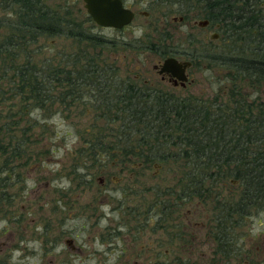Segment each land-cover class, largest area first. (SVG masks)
<instances>
[{
    "label": "rangeland",
    "instance_id": "374dc122",
    "mask_svg": "<svg viewBox=\"0 0 264 264\" xmlns=\"http://www.w3.org/2000/svg\"><path fill=\"white\" fill-rule=\"evenodd\" d=\"M38 2L43 7L59 10L61 15L66 14V19L80 23L89 33L116 43V48L110 51L103 49V54L109 57L108 61H113L115 57L116 61L133 62L136 73L140 67L150 68L161 54L177 51L179 54L192 55L196 58L191 69L193 84L183 94L202 101L212 100L220 94L226 95L231 87L224 66H220L215 58H225L232 53L250 54L249 46L246 49L237 48L236 45L240 46L241 42L238 41L236 45L232 42L231 45L222 33L217 40L209 41V34L190 28L195 16H201L200 3L194 2L195 10H192L188 2L166 5L157 0H129L136 17L124 30L117 31L96 26L87 15L82 0ZM141 11L146 12L148 17L138 14ZM185 14L186 20L179 22L178 18ZM1 30L7 35L8 29ZM202 43H207L208 47L202 49ZM75 45L69 38L41 36L25 47L19 44L18 50L11 49L16 52H11L12 60H15L13 65L9 60L10 52L6 53V60L0 63V73L5 75L2 79L4 83L0 84V151L5 152L0 153V264H48L50 259L54 260V264H96L94 258L87 260L85 251L72 252L63 244V240L73 238L78 247L84 242L89 244L91 241L87 242L86 239L98 238L104 227L113 225L120 218L116 213L110 214L116 200L112 204L98 206L97 213L89 217L90 211L85 213L79 207L91 200L90 193L82 194L77 200L70 198L73 205L64 207L62 201L65 202V198L61 200L58 191L73 189L68 174L76 166V161H90L89 157H85L87 153L82 152L85 149L83 142L93 141L103 131L106 136L113 135L109 129H113V133L118 131V136L123 135L121 123L117 121L110 124L109 129H103L104 122L94 117L97 114L90 106L95 105L93 101L86 106L83 105L84 100L79 101L66 109L59 104H46L43 108H37L32 102L25 101L24 95L9 90V77L26 57H31V63L37 68H45V73H51L55 66L52 62H59V65L62 61L69 62L65 59H69L76 51ZM93 125H96L95 131ZM105 139L106 142H103L107 143L109 138ZM163 149L169 154L171 151L178 153L170 147ZM11 150L20 153L21 157L8 160L11 159ZM106 155H99L95 161H111ZM175 156L178 158L179 154ZM6 160L8 165L4 163ZM98 163L93 167L90 163H79L76 173L98 175ZM171 163L166 165L168 169L174 167ZM90 166L92 168L85 170V167ZM165 169L160 171L162 176L159 178L164 181V186L170 184V178L165 175L169 172ZM226 191H232L229 195H235L240 189L227 180ZM100 211L114 219L106 218L98 223ZM44 224L51 228V235L46 238L59 239L55 247L45 244L43 237L39 238ZM231 233L237 248L249 241L258 243L262 240L261 264H264V210L252 209ZM108 262H112V258Z\"/></svg>",
    "mask_w": 264,
    "mask_h": 264
},
{
    "label": "flooded vegetation",
    "instance_id": "af4514ba",
    "mask_svg": "<svg viewBox=\"0 0 264 264\" xmlns=\"http://www.w3.org/2000/svg\"><path fill=\"white\" fill-rule=\"evenodd\" d=\"M157 1L166 5H181L188 2L193 7L201 0ZM208 1H222L225 5L238 3L245 11L251 10L254 6L259 20V34L264 35V0ZM122 4L125 9L134 13L135 19L136 11L130 7L129 0H122ZM45 8L53 11L43 7ZM191 9L195 10L194 7ZM138 14L145 18L148 17L146 12L141 11ZM21 17V0H0V35L2 36L0 63L6 60L8 36H12V28H19ZM202 17V14L201 16L197 14L195 16L197 19L192 17L194 20L190 23V28H196L200 32L204 31L207 35L209 34V41L217 40L222 33L223 24L211 23L210 20ZM186 18L185 14L179 17L178 21L183 22ZM199 20H207L208 24L205 27H199L195 24ZM126 27L117 31H122ZM1 28L5 31L8 29L7 35ZM16 32L17 30L14 34L19 36ZM213 36H216V39L213 40ZM206 47H208L207 43L201 44L202 49ZM170 57L180 64L190 62V66L182 67L181 72L166 70L164 60ZM116 60L114 57L113 61L98 63L97 71H94L98 74L112 75V78L107 80L110 86L106 89L98 86V89L95 88L93 91L84 86L78 87L82 92L80 97L90 99L88 103L86 101L83 103L84 106L89 105L91 101L95 102V105H90L91 107L97 106L96 101L104 96L102 93L104 90L110 92V97L117 101L116 104L110 105L111 108L123 109L125 107L127 115L133 117L163 116L167 110L170 111L182 102L202 100L183 94V91H187L193 84L192 55L179 54L177 51L170 52L168 55H160L150 68L140 67L137 73L133 62ZM87 65V63L78 64L81 67ZM177 75H181L184 80L178 78ZM4 78L5 75L0 73V84L4 83L2 81ZM68 80L79 83L84 79ZM43 81V79H37V82ZM54 81V78H50L47 80L46 87L42 86V89L46 88L49 92L51 99L54 98ZM124 102L127 105L123 106ZM75 104L76 102L73 103ZM161 129L163 128L143 125L127 127L128 144L135 148L134 153L127 160L121 156V150L112 152V155H115L113 159L105 154L108 156L107 159L110 158L112 161H95V164L99 162L97 172L100 171V173L98 175L77 174L72 172V169L68 176L69 181L73 183V189L58 191L61 200L65 198V202L62 201L64 207L73 205L70 198L77 200L82 194L90 193L91 200L79 207L83 212L90 211L88 216L92 217L95 212L97 213L98 206L112 204L116 200V205L111 209L110 214L116 213L120 218L117 222H113V225L100 229L98 238L86 239L87 242L91 241L89 244L84 242L78 247L75 245V239L70 237L64 239L63 244L72 252L85 251L87 260L94 258L96 264H261L262 240L258 243L249 241L240 248L235 247L233 243L229 210L231 204L239 202L241 191L238 194L229 195L232 191H226V174L200 172L197 166L198 161L178 160L173 162L174 167L168 169L166 165L173 160H158L159 157H166L168 155L166 152H151V155L146 153L145 145L151 137L147 133ZM83 143V148L94 146L88 141ZM101 144L107 145L101 141L97 143V145ZM112 146L118 147L115 144ZM93 162L76 161L75 165L90 163L93 166ZM86 169L88 170L89 167H85ZM163 169L169 172L165 175L170 178V184L165 186L164 181L159 179L162 176L160 171ZM229 181L230 184L239 186L236 181ZM112 192L115 195H111ZM243 218L245 214L242 217L233 216L232 221L236 225L234 228ZM103 219L114 218H109L103 211H100L97 215L98 223ZM50 233V225L44 224L39 238L43 237L45 244L55 247L59 239L55 237L47 239ZM109 258H112L110 263ZM48 264H54V260L50 259Z\"/></svg>",
    "mask_w": 264,
    "mask_h": 264
},
{
    "label": "trees",
    "instance_id": "16d2710c",
    "mask_svg": "<svg viewBox=\"0 0 264 264\" xmlns=\"http://www.w3.org/2000/svg\"><path fill=\"white\" fill-rule=\"evenodd\" d=\"M199 6L202 18L210 20L211 23L223 24L222 35L226 41L231 45L232 42H235V45L238 41L241 42L240 46L236 45L240 49H246L248 46L250 48L248 56L232 53L225 58L214 59L220 66H224L227 72L226 77L229 78L231 86L228 93L220 94L209 101L182 102L170 111L167 110L163 116L133 117L127 115L125 107L111 108L110 105L116 104L117 101L110 97V92L104 90V96L96 101L98 105L92 107V111L97 114L94 117L104 122L103 129L119 121L123 135L118 136V131L113 133L114 130L110 129L109 133L113 135L106 136L103 131L93 141H88L94 146H89L82 152L87 153L85 157H89L90 161H94L93 166L98 156L103 153L113 159L115 155H112V152L115 150H121V156L127 160L135 150L128 144L127 127H162L161 130H151L147 133L151 137L145 145L146 153H164L162 148L170 147L176 149L175 152L180 154L179 158L166 152L168 155L159 157L158 160L198 161L200 172L223 173L226 174V181L238 183L241 191L239 202L231 204L229 210L232 231L236 226L232 221L234 215L242 217L252 209L264 210V35L259 34V20L254 6L245 11L238 3L225 5L222 1L208 0H201ZM21 8L20 26L17 29L10 28L12 36H8L6 45V53L10 52L8 54L12 65L15 60H12L11 49L18 50L19 44L25 47L41 36L69 38L76 43V51L69 59H65L70 63L62 61L59 65V62H52L55 66L51 73H45V68H37L31 63V57H26V60L14 68L13 75L8 79L11 92L24 95L25 101L32 102L37 108H43L46 104H59L66 109L75 102L90 101L86 97H80L82 92L78 87L84 86L95 91L98 86L105 89L110 86L107 80L112 78L111 74H98L94 71H97L98 63L109 62V57H105L103 49L110 51L117 47L116 43L89 33L80 23L66 19L67 15H61L59 10L51 12L43 9L38 0H21ZM15 30L19 36L14 34ZM195 59L193 57V63ZM79 63L88 65L81 67L78 66ZM50 78L55 79L53 99L46 88L42 89ZM74 78L84 80L79 83L68 80ZM37 79L44 81L37 82ZM124 105L127 103L124 102ZM95 128L96 125H93V131ZM105 138H109L107 145H97L99 141L106 140ZM114 144L118 147H113ZM9 155L10 161L21 157L15 150H11ZM8 160L4 161L7 165ZM77 168L79 166L73 167L72 172L76 173Z\"/></svg>",
    "mask_w": 264,
    "mask_h": 264
},
{
    "label": "water",
    "instance_id": "95a60500",
    "mask_svg": "<svg viewBox=\"0 0 264 264\" xmlns=\"http://www.w3.org/2000/svg\"><path fill=\"white\" fill-rule=\"evenodd\" d=\"M82 2L88 16L96 26L101 28L120 30L129 26L134 19V13L123 7L122 0H82ZM195 24L199 27H205L208 21L199 20ZM212 39H216V36H213ZM189 66L190 62L180 64L171 57L164 60V69L166 70L181 72L182 67L186 68ZM177 76L183 79L181 75Z\"/></svg>",
    "mask_w": 264,
    "mask_h": 264
}]
</instances>
